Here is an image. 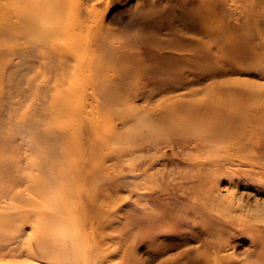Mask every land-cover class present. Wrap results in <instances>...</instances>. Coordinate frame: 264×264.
<instances>
[{
    "label": "rangeland",
    "instance_id": "rangeland-1",
    "mask_svg": "<svg viewBox=\"0 0 264 264\" xmlns=\"http://www.w3.org/2000/svg\"><path fill=\"white\" fill-rule=\"evenodd\" d=\"M95 2L93 30L97 24L101 37L107 36L113 46L131 44L126 50L140 54L146 63H140L142 74L134 71L122 88L127 91L133 81L141 84L136 103H156L187 90L165 94L164 87L197 79L188 89L209 87L210 93L226 95L237 121L228 124L234 135L213 136L199 151V139L185 152L166 144L157 152L144 151L156 160L146 173L135 165L117 164L129 187L111 196L114 213L102 236L93 232L85 237L87 256L99 264H264V91L259 97L246 92L264 85V36L259 31L264 0ZM198 9L209 15L206 24L192 22L191 14ZM201 46L209 53L207 60ZM160 54L178 62L167 68ZM27 61H14L9 83L16 93L32 78ZM219 72L224 75L212 77ZM10 111L17 112L13 107ZM33 114V106H26L23 116ZM34 139H29L32 146L21 139L13 142L10 153L18 161L0 165V264H32L34 254L37 263L53 264L40 256L35 244L38 222L32 205L14 197L26 193L14 175L25 156H32ZM74 237L81 242L82 232L77 230ZM91 246L96 248L92 254Z\"/></svg>",
    "mask_w": 264,
    "mask_h": 264
},
{
    "label": "bare ground",
    "instance_id": "bare-ground-1",
    "mask_svg": "<svg viewBox=\"0 0 264 264\" xmlns=\"http://www.w3.org/2000/svg\"><path fill=\"white\" fill-rule=\"evenodd\" d=\"M96 3L0 0V165L18 161L10 153L13 142L21 139L32 146L29 139L35 136L32 156H25L14 175L25 184L26 193L14 197L32 205L38 222L35 244L40 256L53 264H99V259L87 256L85 237L93 232L102 236L101 229L114 213L111 196L129 187L116 171L117 164L135 165L146 173L156 160L144 151L157 152L166 144L185 152L195 139L201 140L199 151L213 136L235 134L228 125L237 121L233 103L226 95L210 93L209 87L188 89L197 79L164 87L165 94L187 90L156 103H136L141 84L137 87L133 81L127 91L122 88L134 71L138 76L140 63H146L140 54L126 50L131 44L113 46L107 36L101 37L97 24L93 30ZM190 18L206 24L209 15L198 9ZM259 31L264 36V23ZM201 51L207 60L206 48L201 46ZM160 55L167 68L178 62ZM15 60H28L27 72H32L17 93L9 83ZM263 91V84L246 90L255 97ZM26 106H33V117L23 116ZM12 107L17 112L10 111ZM77 230L82 232L81 242L75 241ZM91 247L92 254L96 248ZM36 261L32 264H40Z\"/></svg>",
    "mask_w": 264,
    "mask_h": 264
}]
</instances>
